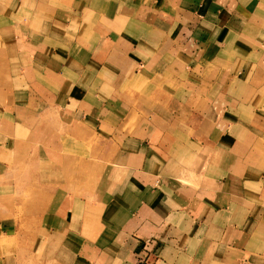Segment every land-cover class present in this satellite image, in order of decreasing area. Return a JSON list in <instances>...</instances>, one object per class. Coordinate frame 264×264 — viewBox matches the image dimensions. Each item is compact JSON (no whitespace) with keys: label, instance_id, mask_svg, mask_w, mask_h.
<instances>
[{"label":"crops","instance_id":"0c3cea01","mask_svg":"<svg viewBox=\"0 0 264 264\" xmlns=\"http://www.w3.org/2000/svg\"><path fill=\"white\" fill-rule=\"evenodd\" d=\"M0 138L71 264H264V0H0Z\"/></svg>","mask_w":264,"mask_h":264},{"label":"rangeland","instance_id":"374dc122","mask_svg":"<svg viewBox=\"0 0 264 264\" xmlns=\"http://www.w3.org/2000/svg\"><path fill=\"white\" fill-rule=\"evenodd\" d=\"M3 142L0 138V163L4 161L0 182L8 185L4 190L8 196L0 197V260L6 259V264H71V258L61 249V242L41 228L39 218L34 217L37 215L34 206L24 201L26 196L23 193L28 188L25 179H34L31 169L33 155L28 153L31 148L20 147L23 153L18 154L12 143ZM92 145L89 142V150ZM17 180H21V186ZM19 188L21 193H18Z\"/></svg>","mask_w":264,"mask_h":264}]
</instances>
